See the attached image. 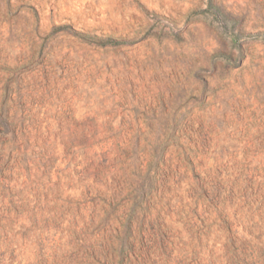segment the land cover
Returning a JSON list of instances; mask_svg holds the SVG:
<instances>
[{
    "label": "rangeland",
    "instance_id": "374dc122",
    "mask_svg": "<svg viewBox=\"0 0 264 264\" xmlns=\"http://www.w3.org/2000/svg\"><path fill=\"white\" fill-rule=\"evenodd\" d=\"M0 264H264V0H0Z\"/></svg>",
    "mask_w": 264,
    "mask_h": 264
}]
</instances>
